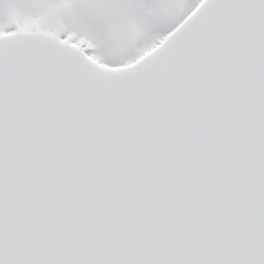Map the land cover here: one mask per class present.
Instances as JSON below:
<instances>
[{
    "label": "snow or ice",
    "instance_id": "snow-or-ice-1",
    "mask_svg": "<svg viewBox=\"0 0 264 264\" xmlns=\"http://www.w3.org/2000/svg\"><path fill=\"white\" fill-rule=\"evenodd\" d=\"M0 264H264V0H0Z\"/></svg>",
    "mask_w": 264,
    "mask_h": 264
}]
</instances>
